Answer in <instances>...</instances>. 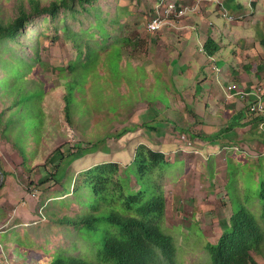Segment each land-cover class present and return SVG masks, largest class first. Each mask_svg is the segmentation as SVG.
Returning <instances> with one entry per match:
<instances>
[{
	"label": "rangeland",
	"instance_id": "1",
	"mask_svg": "<svg viewBox=\"0 0 264 264\" xmlns=\"http://www.w3.org/2000/svg\"><path fill=\"white\" fill-rule=\"evenodd\" d=\"M28 1L0 0V10L5 18L15 17L20 4L29 8ZM51 1L43 0V5ZM161 1L99 0L104 13L120 17V32L104 35L100 26L93 29L99 60L87 68L85 56L78 59L74 38L61 29L65 22L57 30L43 17L35 19L30 29L47 37L39 47L41 65L35 75L47 95L40 151L31 162L34 172L22 165L16 136L10 139L0 124V162L9 174L5 178L0 172V187L5 182L0 189V237L15 228L22 235L29 231L35 241L25 254L10 240L5 254L0 243V264H42L41 259L64 247L79 252L73 249L74 231L43 213L60 201L64 189H72L80 172L107 162L130 166L140 144L168 158L162 178L168 201L164 226L177 246L176 264H211L207 245L218 242L229 217L242 207L261 221L264 113L253 124L249 109L258 88L264 96V0H235L244 5L243 11L231 6L232 0H201L195 12L151 34L147 26ZM167 1L185 8L194 2ZM68 23L78 31V22L70 18ZM90 24L84 20V28ZM210 35L221 46L213 58L202 51ZM80 41L86 52L89 38ZM80 63L83 74L72 127L64 96L74 79L69 68ZM3 107L0 96V112ZM126 130L130 132L121 136ZM29 144L32 151L37 142L31 139ZM50 158L62 165L60 182L51 179L56 172L47 167ZM257 259L264 264V249Z\"/></svg>",
	"mask_w": 264,
	"mask_h": 264
},
{
	"label": "trees",
	"instance_id": "2",
	"mask_svg": "<svg viewBox=\"0 0 264 264\" xmlns=\"http://www.w3.org/2000/svg\"><path fill=\"white\" fill-rule=\"evenodd\" d=\"M98 1L53 0L49 5H43V0H29V8L25 3L20 4L16 16L11 18H5L0 10V96L2 107L7 104L1 109L0 124L10 139L16 136V146L20 149L22 165L27 171H35L31 162L40 151L45 118L44 100L47 95L44 83L35 76L38 65H41L39 47L46 41V33L30 28L34 26L35 19L41 17L57 30L65 22L61 29L74 38L78 59L85 56L83 62L87 68L99 60L96 51L98 40H95L93 29L100 26L104 35L120 32V17L104 13L98 8ZM237 5L239 9H244L242 4ZM70 18L79 23L78 31H74L68 23ZM84 20L91 22L88 28H84ZM83 37L89 38L86 52L82 51L80 40ZM128 42L131 41L124 40V44ZM27 49L34 54L29 55ZM220 50L219 42L211 35L202 44L203 53L210 58ZM82 63L69 68L73 70L74 79L67 85L64 96L66 121L72 127L77 108L74 106L76 92L80 89L83 74ZM190 111L195 114L194 110ZM257 116L249 113L253 124L261 121ZM128 132L124 131L121 136ZM31 139L37 142L32 151L29 150ZM88 147L92 145L88 144ZM166 164L168 158L164 152L140 144L128 167L123 168L118 162H107L80 172L75 177L72 189H64L60 201L52 202V206L43 213L54 224L74 231L76 240L73 249H79V252L64 247L39 262L176 264L177 246L173 235L164 226L168 201L162 178ZM61 166L54 165L52 158L47 163V167L55 169L56 173H51V179L55 182H60L57 177ZM0 172L5 178L9 176L2 162ZM30 185H35V181L32 180ZM4 186L5 182L0 189ZM260 196L264 202V181ZM59 207L67 211L61 212ZM263 223L264 203L261 221L247 207L232 214L218 242L207 245L211 264H259L257 255H262L264 249ZM9 240L13 241L17 251L25 254L31 251L35 238L29 231L22 235L19 229L10 228L0 237L5 254L8 253ZM79 242L82 243L81 247Z\"/></svg>",
	"mask_w": 264,
	"mask_h": 264
},
{
	"label": "built area",
	"instance_id": "3",
	"mask_svg": "<svg viewBox=\"0 0 264 264\" xmlns=\"http://www.w3.org/2000/svg\"><path fill=\"white\" fill-rule=\"evenodd\" d=\"M194 2L190 5L189 8L182 7L173 2H168L167 0H162L158 6H156V10L154 13V17L150 20L147 30L151 34L160 33L164 30L167 25H170L171 21L177 19H184L188 13V11L195 12L197 5L201 0H193ZM239 92V96L242 99L247 98L248 93H243L244 91ZM256 101L250 107V112L252 114L259 115L264 113V96H260L259 92H262L261 88H258L256 91Z\"/></svg>",
	"mask_w": 264,
	"mask_h": 264
},
{
	"label": "crops",
	"instance_id": "4",
	"mask_svg": "<svg viewBox=\"0 0 264 264\" xmlns=\"http://www.w3.org/2000/svg\"><path fill=\"white\" fill-rule=\"evenodd\" d=\"M234 3H235V0H232V4H231V6L233 7V5H234ZM241 4V3H240ZM235 5H236V7H238V5L235 3ZM243 5V4H242ZM244 6V5H243ZM209 10H210V6L208 5V11L207 12H209ZM240 11H243V9H240ZM241 77H243V75L241 76Z\"/></svg>",
	"mask_w": 264,
	"mask_h": 264
}]
</instances>
